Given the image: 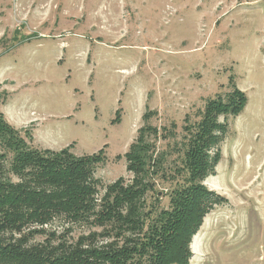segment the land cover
Returning <instances> with one entry per match:
<instances>
[{
  "label": "rangeland",
  "instance_id": "obj_1",
  "mask_svg": "<svg viewBox=\"0 0 264 264\" xmlns=\"http://www.w3.org/2000/svg\"><path fill=\"white\" fill-rule=\"evenodd\" d=\"M231 94L247 102L239 117L214 116L225 135L206 141L202 181L223 201L193 234L188 264H264V0H0V113L38 149L103 152L100 196L131 183L125 156L143 133L172 182L185 128ZM164 182L148 196L158 209L169 208Z\"/></svg>",
  "mask_w": 264,
  "mask_h": 264
},
{
  "label": "trees",
  "instance_id": "obj_2",
  "mask_svg": "<svg viewBox=\"0 0 264 264\" xmlns=\"http://www.w3.org/2000/svg\"><path fill=\"white\" fill-rule=\"evenodd\" d=\"M242 97L237 103L233 94L225 102L214 99L201 120L185 128L195 127L175 180L167 178V154L143 133L125 156L131 183L121 178L102 196L95 172L103 152L77 158L69 149H38L31 133L0 113V264H188L193 234L223 201L202 185L211 174L207 142L217 131L225 135L214 116L239 117L247 102ZM162 180L170 183L169 208L158 209L159 198L155 205L148 196ZM57 220L62 233L49 230Z\"/></svg>",
  "mask_w": 264,
  "mask_h": 264
}]
</instances>
